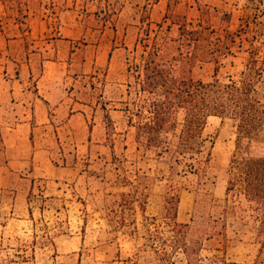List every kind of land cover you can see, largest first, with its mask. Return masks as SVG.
I'll return each mask as SVG.
<instances>
[{
    "label": "rangeland",
    "instance_id": "rangeland-1",
    "mask_svg": "<svg viewBox=\"0 0 264 264\" xmlns=\"http://www.w3.org/2000/svg\"><path fill=\"white\" fill-rule=\"evenodd\" d=\"M118 1L119 11L105 23L103 14L95 15L99 0H0V82L6 78L3 73L7 74L18 80L14 84L20 98L34 100L37 91L49 104L46 114L43 103L35 100L43 113L32 121L29 132L27 126L11 130L23 118L16 120L18 114L13 112L17 107L0 103V236L3 232L5 238H31L27 210L31 191L36 196L40 189L45 197L60 199L41 216L40 200L33 197L29 206L36 221L42 218L52 223L54 206L62 202L66 206L58 217L66 222L68 235L55 238L56 250L37 248L35 259L22 264H124L111 262L115 248L106 251L100 245L105 224L95 212L99 198L115 191L111 181L116 175L134 178L139 172L155 177L165 170L163 164L136 149L133 129L127 127L120 111L126 60L134 53L141 21L151 22L154 30L164 17L168 19L163 29L170 20L195 25L201 18L217 30L235 31L254 12L249 0ZM200 8L208 13L201 16ZM176 33L172 26L170 36ZM244 60L245 54L238 53L219 69L217 77L237 78ZM193 77L212 80L214 64L197 65ZM0 92V98L7 96L5 88ZM102 105L113 120L110 136L103 123ZM203 133L214 141L209 165L214 178L211 192L222 198L225 170L234 149V128L230 122L210 117ZM114 157L122 161L117 170L109 165ZM164 189L163 182H152L147 215L161 214ZM191 191L179 194L178 219L182 222L189 220ZM119 249L123 258L135 251L128 238L119 239ZM257 253L256 244L229 231L227 260L253 264Z\"/></svg>",
    "mask_w": 264,
    "mask_h": 264
},
{
    "label": "trees",
    "instance_id": "trees-1",
    "mask_svg": "<svg viewBox=\"0 0 264 264\" xmlns=\"http://www.w3.org/2000/svg\"><path fill=\"white\" fill-rule=\"evenodd\" d=\"M249 1L254 4L253 17L241 21L235 31L217 30L201 18L195 25L170 20L163 29L168 19L164 17L154 30L151 22L141 21L134 53L126 60L120 111L127 127L133 129L136 149L163 164L165 170L155 177L139 172L134 178L116 175L111 181L115 191L99 198L95 212L105 224L99 241L106 251L115 248L111 262L246 264L226 259L229 231L258 246L253 264L264 261V7L262 0ZM120 7L118 0H99L95 15L103 14L108 23ZM205 10L200 8L201 16L208 13ZM172 26L177 30L174 37L170 36ZM240 52L245 60L238 77L220 80L219 69ZM203 63L214 64V77L207 82L193 77V69ZM101 109L110 136L113 120L109 109L104 105ZM210 117L230 122L234 128L222 198L211 192L214 141L203 133ZM121 162L114 157L110 168L117 170ZM156 180L164 183L163 206L159 216H149L148 189ZM181 190L193 193L188 222L178 219ZM33 197L40 200L41 216L60 200L45 197L40 189L36 196L29 193L31 238H5L2 232L0 264L33 261L37 248L56 250L55 238L68 235L66 222L58 217L65 204L54 206L52 223L42 218L36 221L29 206ZM120 238L133 243L132 256H121Z\"/></svg>",
    "mask_w": 264,
    "mask_h": 264
},
{
    "label": "crops",
    "instance_id": "crops-1",
    "mask_svg": "<svg viewBox=\"0 0 264 264\" xmlns=\"http://www.w3.org/2000/svg\"><path fill=\"white\" fill-rule=\"evenodd\" d=\"M3 73V72H2ZM3 75L6 76V78L3 79V82H0V88H5L7 92V96H2L0 98V103L2 104H9L13 107H17L14 110V114H18L16 117V120L19 119V117L25 119V120H19L15 127H12L11 130L16 131V128L18 126L21 127H28L29 132L32 129L33 123L32 121L36 120L38 117H41V114L43 113L41 108L36 104L35 100H39L41 103H43L45 110L44 112L48 114V107L49 104L46 100L42 99L41 96H38L37 91L35 92V99L34 100H23L19 97L18 91L16 88V85L14 84V81H18L17 79L12 80L10 76H7V74ZM17 76V75H16ZM36 89V88H35ZM2 95V92H0V96ZM22 101V102H21ZM30 105L29 109H27V106ZM18 106L24 109V111H21L18 109ZM29 118V119H26ZM31 135V134H30Z\"/></svg>",
    "mask_w": 264,
    "mask_h": 264
}]
</instances>
